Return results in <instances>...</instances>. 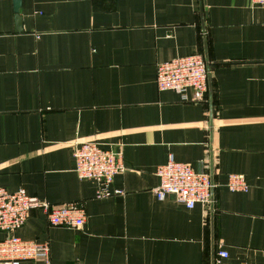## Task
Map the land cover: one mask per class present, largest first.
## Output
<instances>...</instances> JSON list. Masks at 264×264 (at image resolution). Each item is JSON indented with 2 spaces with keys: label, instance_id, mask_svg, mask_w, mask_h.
Masks as SVG:
<instances>
[{
  "label": "crops",
  "instance_id": "1",
  "mask_svg": "<svg viewBox=\"0 0 264 264\" xmlns=\"http://www.w3.org/2000/svg\"><path fill=\"white\" fill-rule=\"evenodd\" d=\"M15 1L0 0V188L86 211L74 230L33 210L15 235L47 243L50 264H211L210 205L153 195L171 154L213 182L215 251L264 264V6L19 0L17 32ZM205 53L211 105L157 90V63ZM78 141L121 153V194L97 200L96 183L77 178ZM230 174L249 191H228Z\"/></svg>",
  "mask_w": 264,
  "mask_h": 264
},
{
  "label": "built area",
  "instance_id": "2",
  "mask_svg": "<svg viewBox=\"0 0 264 264\" xmlns=\"http://www.w3.org/2000/svg\"><path fill=\"white\" fill-rule=\"evenodd\" d=\"M252 6H264V0H251ZM208 72L204 57L194 54L157 63L156 87L160 92L172 91L184 104L208 103ZM74 172L79 180L96 183L95 199L101 200L121 194L113 191V178L122 174L125 167L121 153L102 147L95 141L75 142L73 145ZM159 184L152 190L157 201L173 197L186 209L195 205L208 206L212 201L213 182L207 172H198L190 166L175 161L169 154L167 162L156 169ZM228 191L247 193L249 185L243 175L227 176ZM33 210H41L52 227L80 230L86 220L83 203L52 205L30 197L23 189L9 192L0 188V233L7 236L0 240V264H21L24 261H40L50 264L47 243L27 241L15 235ZM228 253L223 247L215 251L213 264H230Z\"/></svg>",
  "mask_w": 264,
  "mask_h": 264
},
{
  "label": "water",
  "instance_id": "3",
  "mask_svg": "<svg viewBox=\"0 0 264 264\" xmlns=\"http://www.w3.org/2000/svg\"><path fill=\"white\" fill-rule=\"evenodd\" d=\"M200 15H201V25L203 27V4L200 3ZM14 9H15V13L17 14L15 20H16V23H17V29L16 31L17 32H20L21 31V17L18 15V11L20 9V1L19 0H16L14 2ZM204 30V29H203ZM204 61H205V64H206V69H207V72H208V77H207V80H208V96H209V105H211V95H212V91H211V85H210V74H209V64H208V57L205 53L204 55ZM212 202V201H211ZM212 203L210 204V212H211V264L214 263V255H215V245H214V237H213V217H212Z\"/></svg>",
  "mask_w": 264,
  "mask_h": 264
}]
</instances>
